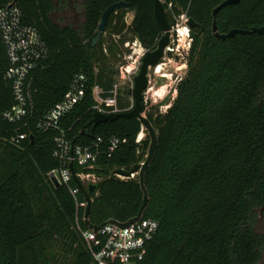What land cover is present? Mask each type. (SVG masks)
Segmentation results:
<instances>
[{
    "label": "trees",
    "instance_id": "obj_1",
    "mask_svg": "<svg viewBox=\"0 0 264 264\" xmlns=\"http://www.w3.org/2000/svg\"><path fill=\"white\" fill-rule=\"evenodd\" d=\"M10 1L0 0V8ZM119 1L130 7L115 10L104 31L120 37L127 28L125 11H132L127 30L145 49H154L163 33L154 18L153 0H85L78 26L54 22L52 0H16L23 22L38 30L49 56L34 73V115L15 123L3 118L14 98L4 78L8 57L0 31V264H28L31 249L38 252V264H53L47 248L54 235L68 240L75 253L70 264H91L92 251L101 248L104 237L87 241L79 229L139 215L157 222L139 264L256 263L264 247V234L254 227L257 211L264 217V34L221 40L212 27L215 21L217 31L227 33L263 26L264 0H240L222 7L215 17L214 8L224 0H161L169 25L174 16L185 14L192 42L188 71L167 110L155 112L143 104L158 137L144 175L145 206L138 176L114 175L130 172L146 158V131L141 143L135 142L140 121L118 117L94 128L92 121V87L108 91L116 74L107 65L110 55L104 48L114 56L115 46H120L111 38L106 46L103 36L96 44L92 41L103 11ZM124 41L119 38L121 45ZM78 73L87 77L85 95L62 118L61 128L75 144L101 137L105 150L110 137L120 141L111 155L105 152L98 158L97 173L103 179L95 192L83 187L75 199L69 191L77 187L74 180L55 186L48 177L59 164L53 156L57 132L43 131L37 122L63 98ZM129 90L122 92L121 108L129 106ZM20 134L26 137L18 146L12 144ZM86 195L90 209L85 218ZM42 240L46 243L36 245Z\"/></svg>",
    "mask_w": 264,
    "mask_h": 264
},
{
    "label": "built area",
    "instance_id": "obj_2",
    "mask_svg": "<svg viewBox=\"0 0 264 264\" xmlns=\"http://www.w3.org/2000/svg\"><path fill=\"white\" fill-rule=\"evenodd\" d=\"M0 31L8 57V66L5 70L4 78L11 83L14 98L11 107L3 113V118L7 122L15 123L34 115L32 81L35 71L44 67L45 64L43 65V63L48 59L49 49L38 30L23 22L22 11L16 0H12L0 8ZM171 32L172 30H170V37ZM106 34L107 32L103 31L101 36L105 37ZM112 36L114 42L120 45L119 37H116L118 35L113 34ZM169 44L165 47V53L173 51ZM124 46H129L128 41L124 43ZM168 47L170 50L167 49ZM146 51L144 48L141 56ZM104 52L108 53L106 48H104ZM139 64L140 61L135 69H130V66L124 63L120 64L115 80L108 91H104L97 84L92 87L93 111L97 110L101 113L112 114L128 111L133 107L134 101L130 94L126 98L129 102V106L126 108L119 106V99L124 98L122 90L127 80L129 82L127 88L131 89L133 87L134 78L131 77V74L135 75ZM86 83L87 77L85 74H76L63 98L40 117L37 122L39 129L43 131L55 130L57 132L54 138L55 148L53 156L59 164L56 169L48 173V177L51 181L54 179L59 186H69L70 180H74L76 183L78 181L81 187L78 184L76 188L69 187V191L75 199L77 193L83 187L88 189L90 184L97 185L103 179L102 175L97 173L99 169L98 158L105 152L111 155L120 141L118 137H110L108 139V147L105 150L102 148L104 139L101 137H96L90 144H75L66 136L64 129L61 128L60 122L62 118L83 99ZM144 131H146L144 126L140 124V131L135 139L136 143H141L145 136ZM25 137L26 134H20L17 137H13L10 142L18 146L20 140ZM125 141V139L122 140V142ZM143 162L141 161L139 165ZM71 166L74 168V173L71 171ZM114 175L120 179H128L138 176V173H132L127 177L118 171ZM156 229L157 222L155 220L143 218L142 215H139L135 221L125 228L108 221L99 227L97 231L94 228L79 229V231L87 241L95 236L104 237V244L101 248L98 251H92L94 264H139L144 257L145 246L153 238Z\"/></svg>",
    "mask_w": 264,
    "mask_h": 264
},
{
    "label": "rangeland",
    "instance_id": "obj_3",
    "mask_svg": "<svg viewBox=\"0 0 264 264\" xmlns=\"http://www.w3.org/2000/svg\"><path fill=\"white\" fill-rule=\"evenodd\" d=\"M80 5L81 2L80 0H78V2L74 3V8L71 7L70 10H68L67 8H62L59 4L58 8L54 12H52L50 16L52 20H54V22H56L60 26L65 25L66 22H71L74 23L75 26H78L82 21V10L80 9ZM181 16L183 15H176L171 20L172 32L169 46L173 51H171V53L168 55L166 54L165 57L159 61V63L164 64L162 66V68H164L157 73H155V67L159 63L156 66L149 68V83L155 85V89L149 95H147L145 92V99L146 97H148V99H144V104L146 109L154 108L155 112L163 113L167 110V108L170 106V104L176 97V87L178 82L186 76V73L188 71L187 59L189 55L190 44L192 42V35L189 30L187 18L185 16ZM66 17H69V20L71 21H67ZM132 18L133 12L126 10L123 20L127 28L129 27ZM127 28L122 32V34H120V37H124V40L128 41L129 46H124V43L126 41H124L122 45L120 44L119 47L115 46L117 50V54L114 55L115 57L111 55L110 52H108L110 55V61L107 62V65L113 71L115 70V73H117L118 66L122 63H124L125 65H129L130 69H135L139 61L141 63L142 56L139 55L137 52L144 48L140 44V42L133 37L131 32L127 30ZM106 32L107 34L105 37H103L105 38L103 42H105L107 46L110 38L113 39V36L110 34V29H108ZM113 50L115 51L114 48ZM136 74L137 71L134 76L133 74H131V77L134 78ZM161 83H164L167 86L170 84L174 85V88H169L168 90H165L167 87H164L163 89ZM127 84H129L128 80L126 85L124 86V89L122 90L123 93L125 92ZM143 133H145V131ZM257 215L258 216L256 217V220L254 222V227L259 233L264 234V217L259 211H257ZM67 242L68 240L63 235H54L51 239V242L48 244L47 251L49 253L48 257L52 258L53 264H70L74 259L75 253H72V250L69 249ZM45 243L46 242H43L42 240L36 242V245ZM27 254L28 255L26 263L38 264V262L36 261L38 260V252H35V249L28 250ZM91 264L94 263L91 262Z\"/></svg>",
    "mask_w": 264,
    "mask_h": 264
},
{
    "label": "water",
    "instance_id": "obj_4",
    "mask_svg": "<svg viewBox=\"0 0 264 264\" xmlns=\"http://www.w3.org/2000/svg\"><path fill=\"white\" fill-rule=\"evenodd\" d=\"M154 1V18L159 25V27L162 30V35L157 41V45L154 49L152 50H147L144 55L142 56L141 60L142 63L139 66V71L134 77V85L133 87L129 90V94L133 97L134 104L133 107L124 112L120 113H112V114H105L101 113L97 110L93 111V128L98 125L99 123L106 122V121H112L118 117H135L140 121V124H142L147 132V135L149 137V147L147 151L146 158L144 162L141 165L135 166L130 172H123L119 171L120 174L124 176H130L132 173L137 172L139 176V184L141 187V190L143 192V202L145 206L148 201V193L147 189L144 184V175L145 171L148 168L150 162L153 159V156L155 154L156 148H157V142H158V137H157V131L151 124V122L148 120L147 116L144 114L143 111V105H142V100H143V92L147 91L148 89V70L150 67L156 66L160 59L164 55V50L165 47L168 46L169 44V36H170V25L167 21L166 18V13L165 9L163 6V2L161 0H153ZM240 0H224L222 3H220L218 6H216L213 10V16L215 17L218 11L227 5L231 4H236ZM130 7V3L126 1H119L111 4L108 6L102 13L101 15V21L98 24L97 28V35L94 37L92 44H96L98 40L100 39L103 31L106 28L108 18L109 16L117 9H128ZM191 25L192 22H190ZM212 30L216 36V38L225 40L227 38L234 37L236 34H246L250 32H255L258 34H264V25L260 27H253L251 30L247 29H241V28H233L227 33H219L217 31V26L216 22L214 21ZM71 171L74 173V168L71 166ZM77 181V179H76ZM53 183L55 186H58V184L55 182L53 179ZM77 184L81 187V184L77 181ZM97 185L96 184H90L88 186L89 192H95ZM88 204L85 209V217H87L90 209V198L88 195L85 196ZM137 217L131 218L126 222H117V221H111L113 223L119 224L121 227L125 228L128 227L133 221L136 220ZM95 231L98 230V227L94 228Z\"/></svg>",
    "mask_w": 264,
    "mask_h": 264
},
{
    "label": "flooded vegetation",
    "instance_id": "obj_5",
    "mask_svg": "<svg viewBox=\"0 0 264 264\" xmlns=\"http://www.w3.org/2000/svg\"><path fill=\"white\" fill-rule=\"evenodd\" d=\"M52 1H54V0H52ZM76 2H78V0H55L54 1V3H55V10L58 8V5L60 4V6L62 7V8H67L68 10H70V8L72 7V8H74V3H76ZM80 2H81V5H80V9L82 10V21L84 20V11H85V7H84V5H85V0H80ZM66 20L67 21H71V20H69V17H66ZM65 25H75L74 23H71V22H66V24ZM171 24H170V30H171ZM169 42H170V36H169ZM146 50H148V49H146ZM171 52H167V53H165L164 52V55H163V57L161 58V59H163L164 57H165V55L167 54H170ZM160 59V60H161ZM141 63H142V60H141ZM141 63H140V65H141ZM139 65V66H140ZM138 71H139V67H138V70H137V73H138ZM149 76V70H148V74H147V77ZM148 85H149V78H148ZM145 92L146 91H144L143 92V100H142V105L144 104V99H145ZM134 101V100H133ZM134 104V103H133ZM144 106H145V104H144ZM144 114H145V112H144ZM146 115V114H145ZM254 264H264V247L262 248V250H261V257H260V259L256 262V263H254Z\"/></svg>",
    "mask_w": 264,
    "mask_h": 264
},
{
    "label": "bare ground",
    "instance_id": "obj_6",
    "mask_svg": "<svg viewBox=\"0 0 264 264\" xmlns=\"http://www.w3.org/2000/svg\"><path fill=\"white\" fill-rule=\"evenodd\" d=\"M183 31V30H182ZM168 50H170V48L168 47L167 48ZM139 55H142L143 54V49L142 50H140V51H138L137 52ZM164 64L163 63H159L155 68H156V70H155V73H157V72H159V71H161L163 68H162V66H163ZM161 85H162V87H163V89H164V87H167L165 90H168L169 88L170 89H172V88H174V85H166V84H164V83H161ZM155 89V85H152L151 83H149V85H148V89H147V91H146V94L147 95H149L153 90ZM146 99H148V97H146ZM145 99V100H146Z\"/></svg>",
    "mask_w": 264,
    "mask_h": 264
}]
</instances>
